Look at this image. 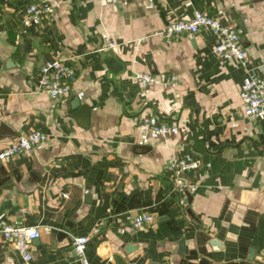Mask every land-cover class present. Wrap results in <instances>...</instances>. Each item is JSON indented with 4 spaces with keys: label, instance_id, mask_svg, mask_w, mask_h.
<instances>
[{
    "label": "crops",
    "instance_id": "1",
    "mask_svg": "<svg viewBox=\"0 0 264 264\" xmlns=\"http://www.w3.org/2000/svg\"><path fill=\"white\" fill-rule=\"evenodd\" d=\"M30 1L0 0V150L32 129L48 139L0 155V219L40 235L24 260L0 233V264H82L79 234L90 264H264V118L246 116L238 96L249 71L264 72V0H48L49 17L25 26ZM195 9L235 23L247 57L216 53L209 27L163 34ZM104 31L116 47L99 49ZM56 56L76 74L65 98L37 89ZM143 71L157 80L142 85ZM146 112L178 130H142ZM185 153L197 164L181 192L169 158ZM128 209L152 220L135 227Z\"/></svg>",
    "mask_w": 264,
    "mask_h": 264
},
{
    "label": "built area",
    "instance_id": "2",
    "mask_svg": "<svg viewBox=\"0 0 264 264\" xmlns=\"http://www.w3.org/2000/svg\"><path fill=\"white\" fill-rule=\"evenodd\" d=\"M186 4L190 0H185ZM53 12V5L48 0H32L24 8L22 24H40ZM209 27L216 35L213 50L216 53H230L239 60H244L248 51L244 46L240 30L235 23H221L215 17L195 9L189 18H174L166 22L163 34L169 38L177 37L183 33L194 35L200 28ZM102 44L99 49L114 48L118 44L104 31L101 33ZM76 74L73 66L67 63L63 57L56 56L44 61L39 68L37 77V89L52 97L65 98L69 96ZM137 79L144 86L157 80L150 71L139 72ZM167 80V79H165ZM238 96L243 113L255 119L264 118V72L249 71L238 88ZM137 124L144 131H153L167 134L178 130L175 121L167 122L155 112L141 113L137 116ZM48 139V134L32 129L20 133L9 143L1 147L0 155L9 157L24 151L33 149L37 144ZM173 187L185 192L186 182L184 173L187 169L197 164L196 158L191 154H172L169 158ZM185 197L181 201L185 202ZM125 218L135 227L143 226L152 220L151 213L147 211H124ZM49 226L46 227L48 229ZM93 227V231L98 230ZM0 233L11 242L24 260L31 258L32 241L39 237L38 224L9 223L0 219ZM88 234L74 235L71 241V249L80 259L82 264H90L86 253Z\"/></svg>",
    "mask_w": 264,
    "mask_h": 264
},
{
    "label": "water",
    "instance_id": "3",
    "mask_svg": "<svg viewBox=\"0 0 264 264\" xmlns=\"http://www.w3.org/2000/svg\"><path fill=\"white\" fill-rule=\"evenodd\" d=\"M74 103H75V105L73 104V107H77V108L75 109V114H76L78 117L81 116V115H83L84 118L87 117L89 107H88L87 105H85V104H83V105H79L78 102H74ZM60 232H61V231H60ZM64 234H66V233H64Z\"/></svg>",
    "mask_w": 264,
    "mask_h": 264
}]
</instances>
